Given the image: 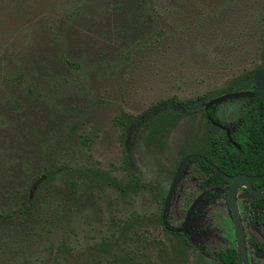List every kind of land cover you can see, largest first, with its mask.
<instances>
[{
    "label": "rangeland",
    "instance_id": "rangeland-1",
    "mask_svg": "<svg viewBox=\"0 0 264 264\" xmlns=\"http://www.w3.org/2000/svg\"><path fill=\"white\" fill-rule=\"evenodd\" d=\"M263 56L264 0H0V264H222L184 247L162 214L180 163L211 130L204 103ZM174 97L203 100L138 132L128 158L121 120ZM242 103L218 105V120L233 123ZM192 176L172 199L175 227L203 191ZM220 194L201 233L236 246Z\"/></svg>",
    "mask_w": 264,
    "mask_h": 264
},
{
    "label": "flooded vegetation",
    "instance_id": "flooded-vegetation-1",
    "mask_svg": "<svg viewBox=\"0 0 264 264\" xmlns=\"http://www.w3.org/2000/svg\"><path fill=\"white\" fill-rule=\"evenodd\" d=\"M253 84H254V76H253ZM240 91H250V92L256 93L257 89L254 84V88H251L250 90H239V91H234V92H240ZM226 94H229V92H227ZM214 99H211L206 104L204 103V116L207 119L208 126L211 125L213 127V128L210 127L211 130L209 132H212L213 130L221 131L223 132V135L218 136L214 133V137H211L208 134L206 135L204 134L201 137L200 141H201L202 147H201L200 153L197 155L204 157L206 160L208 159L205 156H203L201 153L203 152L204 148L206 147L207 142L209 141L212 142L214 139H220L224 142L228 141L229 144L238 147L237 142L234 140V136L236 135V132L238 131L239 126L241 122L243 121L242 120L243 116H245L246 114H249L252 110H254V106H255L254 103L251 101L246 102V100H249V99L255 100V98L225 101V102L243 101V103L241 106V112H240V116L238 117V119H236L233 123L224 124L218 120L215 109L218 105L223 104L225 102L213 105L207 109L208 104ZM196 159H201V158H196ZM201 160L207 166H209L205 162V160L203 159ZM214 165L217 166L216 164ZM201 168H204V166L203 165L198 166L197 164H192V160H191L188 164H186L182 172V174L184 172H187V174H191V176L193 175L192 177L196 178L197 180L198 189L203 190L202 192H200V194H198L199 195L198 197L193 198L192 204L189 207V210L184 218L182 225L178 227L173 226L170 223V218H169V210L172 205L171 202L176 193L177 186L180 181L179 179L170 197V201H169L165 216H164V210H163V214H162L163 227L170 234L181 237L183 239L182 242H183L184 247L189 248L191 246H196L197 249H199L203 255L207 256L208 258L214 259L222 264H239V239L237 235L235 221L233 218V213H232V210L229 204V189L232 185V182L227 181L226 179L222 178L219 174L216 173V171L211 166H209V168L212 170L211 178H206L205 176L202 175ZM218 169L230 177L240 176V178L237 180V183H241V184L239 185L238 190H237L236 200H237V206L239 209L241 224L243 228V237H244V244H245V249H246L245 255L242 257L241 264H264V208L256 205L257 201L264 200V197L263 198L254 197L253 192L250 191L249 189V186H250L253 188V190L257 191L258 193H264V174L260 175L256 173L252 174V173H246V172L228 174L222 171L219 167ZM246 182L249 183V185ZM171 189H172V185L167 194L166 201L169 198ZM221 192H223L225 195L227 210H228V213L231 215V219L233 221L235 236H236V246H230V244H228V242L225 239L216 235V239L222 242V243L217 244L218 245L217 247L215 245V239L214 240L207 239L201 233L202 231H205L208 228H210L209 223L203 224V221L206 220V215L203 214V207L205 206L206 202L212 201L216 197H219L221 195L220 194ZM240 198H242L243 200L241 206L239 205ZM166 201H165V204H166ZM165 204H164V207H165ZM242 215H244L245 217H248L249 226H251V228L254 230L252 234H249V235L247 234L246 225H245L247 220ZM215 231L218 233L216 229ZM198 233H200V235H198ZM223 255L226 256L225 259L222 258Z\"/></svg>",
    "mask_w": 264,
    "mask_h": 264
},
{
    "label": "trees",
    "instance_id": "trees-1",
    "mask_svg": "<svg viewBox=\"0 0 264 264\" xmlns=\"http://www.w3.org/2000/svg\"><path fill=\"white\" fill-rule=\"evenodd\" d=\"M261 66L262 64L252 73L247 72L238 76L235 82L230 85L229 91L250 90L254 88L253 76ZM201 100H203L202 97H197L191 100L179 101L174 97L155 104L138 117H130L126 121L121 120L122 126L127 127L126 143L128 145V158L132 155V144L136 140L138 132L149 127L165 129L167 125H172L181 117L190 115L194 111L196 112L202 105ZM250 101L255 105L254 110L243 116V121L234 136L238 147L229 144L228 141L224 142L220 139H214L212 142H207L206 147L201 153L210 162L216 164L222 171L228 174L241 172L264 174V93H259L257 100H246V102ZM210 127L213 128L211 125ZM208 135L214 137V133L209 132ZM192 164L203 165L204 168H201L202 175L206 178H211L212 170L201 159L192 160ZM103 175L106 174L100 173V176ZM54 176L55 172L47 171L43 177L34 178L35 185H39L44 179L49 181ZM106 179L109 180V178ZM110 184L121 190L125 189L120 187L118 183L110 182ZM256 205L264 208V200L257 201ZM34 208V203L29 199L18 208V211L22 215L33 214ZM222 258L225 259L226 256L223 255Z\"/></svg>",
    "mask_w": 264,
    "mask_h": 264
},
{
    "label": "water",
    "instance_id": "water-1",
    "mask_svg": "<svg viewBox=\"0 0 264 264\" xmlns=\"http://www.w3.org/2000/svg\"><path fill=\"white\" fill-rule=\"evenodd\" d=\"M254 84H255V87L257 89L256 93L250 92V91L232 92V93L226 94L224 96H221L219 98L212 100L208 104L207 109L213 105L223 103V102L228 101V100H238V99H246V98L257 99L259 97L258 93H264V60H263L261 68L254 75ZM196 158H201V159L205 160V162L209 166H211L216 171L217 174H219L222 178L226 179L227 181L232 182V185L229 189V204H230V208H231L232 213H233V218L235 221L237 235H238V239H239V264H241V260H242V257L245 255L246 249H245V244H244L243 228H242L239 209H238L237 200H236L237 190H238L239 185L241 184V183H237V180L240 178V176H237V177L227 176L226 174L221 172L217 166H215L213 163L206 160L204 157H201L197 154L188 155L186 158H184L182 160V162L180 163L178 170L176 172L169 198L166 201V204L164 207V216L166 215V212H167L170 197H171V195H172V193H173V191H174V189H175V187H176V185H177V183H178V181L182 175V172H183L186 164H188L191 160L196 159ZM247 184L249 185V183H247ZM249 189H250V191L253 192L254 197H256V198H263L264 197V193H258L257 191L253 190V188L250 186H249Z\"/></svg>",
    "mask_w": 264,
    "mask_h": 264
}]
</instances>
